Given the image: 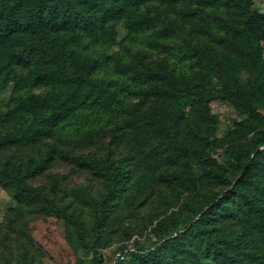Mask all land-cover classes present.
I'll use <instances>...</instances> for the list:
<instances>
[{"label": "trees", "instance_id": "obj_1", "mask_svg": "<svg viewBox=\"0 0 264 264\" xmlns=\"http://www.w3.org/2000/svg\"><path fill=\"white\" fill-rule=\"evenodd\" d=\"M119 27L127 37L108 54ZM8 88L0 154L38 152L0 160V183L29 232L35 217L55 212L90 243L95 264H264V12L253 0H0V95ZM217 100L244 120L210 141ZM182 101L193 104L191 125ZM112 123L125 160L78 158L103 190L62 187L59 178L35 184L67 147H91ZM211 147L226 150V164L209 156ZM148 178L174 191L159 193L161 226L123 243L107 262L101 238L114 230L106 226L144 195ZM210 182L227 187L201 207L184 200ZM24 236L22 264H41L44 248Z\"/></svg>", "mask_w": 264, "mask_h": 264}, {"label": "rangeland", "instance_id": "obj_2", "mask_svg": "<svg viewBox=\"0 0 264 264\" xmlns=\"http://www.w3.org/2000/svg\"><path fill=\"white\" fill-rule=\"evenodd\" d=\"M254 6L260 12H264V0H253ZM127 37V31L123 27H119L118 30V44H115L108 54L118 52L121 48V42ZM159 55V54H158ZM157 55L147 53L146 57H154ZM246 74L242 73L241 78L245 81ZM216 82V80H215ZM47 89L36 90L37 93H45ZM12 89L8 88L0 95V105H7L11 96ZM184 106L185 114L187 117L188 125H191L189 118H193L194 107L191 103L182 101ZM212 115L216 118L218 124L216 125L215 132L210 135L209 140L223 139L227 136L228 131L233 129L235 122L244 120V115L238 113L236 109L229 103L217 100L211 105ZM264 114V107L262 108ZM115 127V123L103 125L99 131L94 134L92 140L86 144H90L91 147L81 151L78 148L69 150L61 155L54 166L50 169H45L39 175L35 176V184L41 185L47 181L48 185H52L55 178H59L62 187H68L73 185H84L88 187L92 192L96 193L103 190L107 185L105 182H101L96 179L94 175L88 172H83L79 168L78 158L84 155L88 158L99 156H112L113 159L125 160L127 150L124 146L118 143V139L114 138L110 134L112 128ZM189 132V131H188ZM191 135L192 133L189 132ZM198 133V132H197ZM194 134V133H193ZM12 152H2L0 154V160L5 162L10 155L18 154L19 156L28 155L34 156L31 150H10ZM224 148L211 147L209 149V156L214 160H217L220 164H226L228 156ZM25 154H23V153ZM166 170L163 166L159 169H154L156 179L158 175ZM170 172H173L172 170ZM37 177V178H36ZM166 186H168L165 183ZM158 182H151V178L143 184L144 195L137 193L135 196L129 199L128 203L124 204V209L115 218L110 220L108 223L113 228L114 233H104L102 235V241L108 244L103 251L107 262H112V258L116 249L122 246L123 243L133 241L134 239L150 235L155 229L161 226L160 220L158 219L160 210V197L159 193L161 190L169 191L167 196L170 197L174 193L168 186V188ZM226 184H212V182L206 184L202 190L193 192L192 194L185 195L184 200L187 203L190 202L191 206L201 207L209 199V197L216 196L226 189ZM201 192V194H198ZM167 193V192H166ZM54 207L58 204L54 203ZM18 205V201L12 196L11 192L0 183V264H22L21 253L26 246L24 232H27L30 236L35 238L38 245H41L44 249V255L39 256L41 264H75L77 259H82L83 264H95L93 259V253L89 244L86 245L81 243L80 239L76 235L75 227L72 229L67 226L63 220H60L57 213L52 212V215H44V211L41 215L34 218V223L30 232L25 226V222L18 220L14 214H12ZM180 207V206H179ZM178 212V208H175ZM190 210H183L181 215H189ZM158 215V216H157ZM157 216V217H155ZM83 217L86 219V224L92 223L94 216L90 209H85ZM151 218V219H150ZM106 231V232H107ZM140 234V235H139ZM91 246V245H90ZM149 264V263H146Z\"/></svg>", "mask_w": 264, "mask_h": 264}]
</instances>
